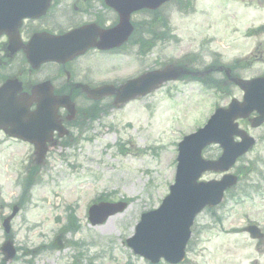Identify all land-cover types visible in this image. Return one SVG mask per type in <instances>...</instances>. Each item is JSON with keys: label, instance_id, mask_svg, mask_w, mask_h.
Returning a JSON list of instances; mask_svg holds the SVG:
<instances>
[{"label": "rangeland", "instance_id": "obj_1", "mask_svg": "<svg viewBox=\"0 0 264 264\" xmlns=\"http://www.w3.org/2000/svg\"><path fill=\"white\" fill-rule=\"evenodd\" d=\"M132 22L134 34L120 51L82 59L97 80L122 81L175 61L201 76L183 75L119 108L76 100L93 118L70 124L66 145L54 140L36 168L30 144H0V244L2 218L19 207L7 235L17 254L6 263L0 253L1 264H149L125 239L173 183L177 143L215 107L241 100L237 86L222 84L218 68L230 66L242 79L264 75V0H173L155 13L134 14ZM238 123L254 144L231 170L238 182L224 201L195 218L182 264H264V237L253 240L243 230L251 220L264 225V124ZM220 152L211 144L202 155ZM220 177L206 172L202 179ZM98 197L128 204L93 226L87 208Z\"/></svg>", "mask_w": 264, "mask_h": 264}, {"label": "water", "instance_id": "obj_2", "mask_svg": "<svg viewBox=\"0 0 264 264\" xmlns=\"http://www.w3.org/2000/svg\"><path fill=\"white\" fill-rule=\"evenodd\" d=\"M166 1L168 0H107V4L113 7L119 15V22L116 26L108 30H96L94 36L85 40L80 47L67 46L64 51L58 49V51L50 50L45 54L41 53L42 58L34 63L69 59L92 46L99 49L117 47L127 39L132 31L129 23V16L132 12L140 9L153 10ZM83 31L84 29H80L67 34L66 42L76 38V35ZM95 37H99L98 41ZM170 78H174V74L169 68L163 71L147 72L126 81L118 89L103 85L93 90L92 95L95 94L94 97L100 98L103 95L115 93L113 104L121 106L130 99L146 94ZM231 81L244 91L243 101L240 103L232 100L226 109H218L202 130L183 138L178 144L175 178L174 183L169 187V194L164 197L157 209L141 215L134 235L126 240L127 245L135 254L142 255L152 263H156L161 257L172 264L182 261L184 248L190 236L189 228L195 214L204 206L212 207L217 204L221 200L224 189L235 183V177L231 175H225L219 182H197L201 173L206 170L227 171L235 159L251 144V139L243 136L241 131L236 129L233 120L237 117L245 118L255 110L258 116L251 119V126H258L264 121V77L249 81L234 78ZM41 104L39 102V105ZM55 105L56 103H53V109ZM51 108L47 109L51 110ZM52 118L54 120L55 117ZM40 120L41 118L37 122V127H39L37 135L47 130ZM49 132L44 134L45 139L29 138L38 146L36 151L38 162L45 154L46 148L43 142L48 140ZM233 135H239L246 140L247 144H233ZM211 142H218L224 148L222 155L214 161L201 157L202 148ZM124 207L123 202H101L89 208L88 219L92 225H95L103 222L108 216L122 211ZM15 211L16 208L13 213ZM11 216L3 222L5 231L9 230L8 221ZM251 235L255 236L253 233ZM1 251L5 254L6 260H10L15 253L9 241L3 244Z\"/></svg>", "mask_w": 264, "mask_h": 264}, {"label": "flooded vegetation", "instance_id": "obj_3", "mask_svg": "<svg viewBox=\"0 0 264 264\" xmlns=\"http://www.w3.org/2000/svg\"><path fill=\"white\" fill-rule=\"evenodd\" d=\"M102 2L103 0H51L43 17L24 19L18 27L13 22L8 23L7 29L10 31H0V85L7 80L19 81L20 92L31 94L33 84L49 81L54 94L68 95L74 101L91 102L85 85L94 88L101 84V81L97 82L95 71L91 67H85L75 58L66 63H44L32 69L27 64L22 47L37 33L61 35L87 22L100 26L103 12L110 18L109 21L116 20L114 11L96 9L98 5L102 6ZM14 34L16 39L10 40V37L14 38ZM34 108L35 104H32L30 109ZM0 133L3 134L2 131Z\"/></svg>", "mask_w": 264, "mask_h": 264}, {"label": "trees", "instance_id": "obj_4", "mask_svg": "<svg viewBox=\"0 0 264 264\" xmlns=\"http://www.w3.org/2000/svg\"><path fill=\"white\" fill-rule=\"evenodd\" d=\"M93 118V117H92ZM71 227V226H70Z\"/></svg>", "mask_w": 264, "mask_h": 264}]
</instances>
